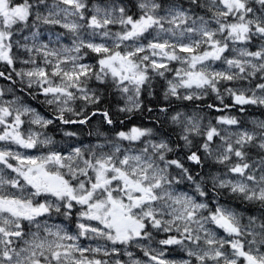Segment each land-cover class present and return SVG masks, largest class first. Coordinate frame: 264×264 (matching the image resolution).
<instances>
[{
  "label": "snow or ice",
  "instance_id": "6c2138e0",
  "mask_svg": "<svg viewBox=\"0 0 264 264\" xmlns=\"http://www.w3.org/2000/svg\"><path fill=\"white\" fill-rule=\"evenodd\" d=\"M133 7L0 0V264H264V0Z\"/></svg>",
  "mask_w": 264,
  "mask_h": 264
},
{
  "label": "trees",
  "instance_id": "16d2710c",
  "mask_svg": "<svg viewBox=\"0 0 264 264\" xmlns=\"http://www.w3.org/2000/svg\"><path fill=\"white\" fill-rule=\"evenodd\" d=\"M93 2H99V0H93ZM125 3H127L129 5L130 8H132V10H136L133 5L135 3V0H125ZM5 67L4 65L0 64V71H3L5 70ZM0 84L2 86V88H8L9 86H12L14 87L15 89H17V93H19V88H20V85L17 83L16 85H11V82L10 81H7V80H4L3 78H0ZM22 94V93H21ZM23 95V94H22ZM24 97H28V96H24ZM32 103H34L35 105H37L42 111H45L47 112L49 115L51 114V110H48L47 108H45L44 104L42 103V101H40L39 99H32L31 97H28ZM146 99V98H145ZM109 101L113 104L114 106V101L112 100V98L110 97L109 98ZM147 99H146V103H147ZM161 103H163L162 101H160ZM219 103V101H215L214 100V96L213 97H209L206 101H197L195 103L197 104H207V103ZM226 102H231V101H226ZM186 104H188L189 106V109L191 110V108L193 107V105L191 104V102H184ZM157 104V101L153 100L150 102V106H155ZM106 106H107V102H106ZM201 114H203L205 116V122H207L208 119H211L213 122L215 121V117L220 115L221 113H217L215 111H210L208 110L207 108H202V111H201ZM224 114H228V115H234V116H237L238 118L242 119V120H245L247 119L248 116H253V115H259L261 117L264 118V108H260V107H256V106H247V110L243 113L239 112L236 108H232L230 110H228L226 113ZM151 114L145 112L143 114H136L135 116H133L132 120L130 122H128L130 125L131 124H140V123H143L145 124L146 126H153L151 124V122L149 121L148 117L150 116ZM100 121H101V118L100 117H93L92 121L90 122L89 125H84V126H78V125H69V126H64V125H59L58 123L54 126H59L58 128L59 129H69V130H80L82 131L81 129L85 128V129H88V130H91L93 128H95L97 130V128H100L102 131H106V126L104 127H101V124H100ZM83 135V134H81ZM192 168L195 169V165H191ZM197 171H199V169H196ZM205 171H207V166L205 167ZM238 207L240 208V210H244L243 209V206H239ZM250 211H254V209H250Z\"/></svg>",
  "mask_w": 264,
  "mask_h": 264
},
{
  "label": "rangeland",
  "instance_id": "374dc122",
  "mask_svg": "<svg viewBox=\"0 0 264 264\" xmlns=\"http://www.w3.org/2000/svg\"><path fill=\"white\" fill-rule=\"evenodd\" d=\"M134 11H136V10H134ZM56 31L58 32V31H60V29L57 27L56 28ZM50 35H51L50 32L45 31L44 34H43V36L41 37V39L46 41ZM65 42H67V41H65ZM17 94L19 95V93H17ZM39 98H41V100L43 101V97L42 96H40ZM27 102L32 107L36 108L42 115L49 116L47 112H45V111L42 112L40 110V108L32 105L29 101H27ZM48 107L52 110L51 106H48ZM253 120H264V118L261 117V116H259V115L248 116L247 119H246V121L249 122L248 123V126L249 127H251V121H253ZM213 123H215V121ZM58 127H59L58 125L57 126H54V125L49 126V128L47 129V134L50 135V136H52L57 141V143H58L59 146L64 147V146H66V142H69V138L64 137L62 131H60ZM90 138L91 139L88 140L87 139V135H86L85 138H82L81 136H79V142L80 143H83V144H89V143H95L96 140H97V137H96L95 133L93 134V136H90ZM133 251L135 252L136 256L142 258V253L139 250L134 249ZM177 258H179V257H177ZM122 259H125L126 260L127 257H122Z\"/></svg>",
  "mask_w": 264,
  "mask_h": 264
},
{
  "label": "bare ground",
  "instance_id": "6f19581e",
  "mask_svg": "<svg viewBox=\"0 0 264 264\" xmlns=\"http://www.w3.org/2000/svg\"><path fill=\"white\" fill-rule=\"evenodd\" d=\"M70 131H73V130H70ZM83 138H85L86 136H84V135H81Z\"/></svg>",
  "mask_w": 264,
  "mask_h": 264
}]
</instances>
